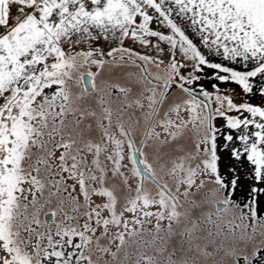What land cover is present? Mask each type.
<instances>
[{"label": "rangeland", "instance_id": "rangeland-1", "mask_svg": "<svg viewBox=\"0 0 264 264\" xmlns=\"http://www.w3.org/2000/svg\"><path fill=\"white\" fill-rule=\"evenodd\" d=\"M15 1L22 11L7 38L19 74L0 95V239L11 226L22 246L5 250V232L0 264H35L28 259L33 237L24 234L30 224H13L20 202L30 201L34 212L35 196H26L39 185L30 189L25 182L41 175L30 160L36 153L22 134L21 116L41 84L81 89L78 72L91 74L94 91L75 99L86 109H76L77 119L67 127L73 134L63 133L46 159L82 210L79 256L94 264H122L121 250L128 252L140 233L147 238L152 229L160 232L165 218L184 226L183 214L202 211V197L215 195L221 180L228 194L221 189L220 196L240 200L239 211L264 214V197L237 195L264 194V58L245 53L219 59L187 28H174L153 0ZM192 92L207 100L210 122L207 105ZM123 124L135 146L142 141L143 168L178 207L147 178L140 191ZM66 140H72L71 150L60 147ZM11 210L17 213L9 226Z\"/></svg>", "mask_w": 264, "mask_h": 264}, {"label": "flooded vegetation", "instance_id": "flooded-vegetation-1", "mask_svg": "<svg viewBox=\"0 0 264 264\" xmlns=\"http://www.w3.org/2000/svg\"><path fill=\"white\" fill-rule=\"evenodd\" d=\"M90 58L99 61L102 59L99 56ZM78 74L82 90L80 88L74 90L77 87L76 84L73 90H69L67 85L56 82L41 84L32 102L21 116L22 134L29 137L28 146L33 147L32 150L36 153L30 160L34 162L33 165L38 166L41 175L39 180L25 182L28 188L32 183L39 185L36 186L37 190H34L36 188L32 189L33 191L30 190L26 196L27 198L35 196L34 212L30 201L20 202L19 213L11 210L9 219L6 221H9L10 226L11 215L17 213V220L13 224L18 225L19 222L30 224L27 227L29 230L24 234L27 237V234L31 233L29 236L33 237L28 246V259L35 264H94L88 262L84 255L79 256L84 253L78 228V224L83 221V216L82 210L78 211L76 208L75 194L70 187L65 188L57 180L56 168L51 170L46 159L47 153L55 147V141H62L63 133L69 136L73 134L72 129L67 127L76 121L77 115L74 113L81 107L79 106L81 101L78 102L75 99L94 91L91 74L88 72H78ZM84 81L89 83L85 84ZM112 91L119 96L122 95L120 90ZM204 103L208 107V102ZM85 109L86 107L82 108V110ZM66 130H69L71 134ZM122 130L128 138L132 162L140 177V191L143 180L147 178L178 207L176 199L167 188L143 168L139 158L142 141L135 146L130 134L126 132L125 124L122 125ZM65 143V146L60 147L63 149L70 147L69 150L74 147L72 140H66ZM133 147L137 151L142 169L153 179L140 175L133 160ZM31 173L34 174L35 171ZM221 183L222 186L216 187L218 192L215 195L209 199L202 197L203 202L200 207L202 211L197 214L189 211L183 214L184 226H174L171 220L165 218L162 220L160 232L152 229L146 234L147 238L140 233L136 243L129 247L128 252L126 247L121 250L122 264H264V214L239 211L243 207L242 202H237L240 200L230 196H220L221 189L225 195L228 194V183L224 180H221ZM159 185H162L165 191ZM190 208L188 207V210ZM168 221L173 225L171 229L168 227ZM11 228L10 226L9 229ZM9 229L1 232V245H5L3 239L6 232L10 237V243L5 245L4 249L18 250L22 244L12 234V229ZM33 230L37 231L36 235H32ZM129 258L130 260L127 261Z\"/></svg>", "mask_w": 264, "mask_h": 264}, {"label": "crops", "instance_id": "crops-1", "mask_svg": "<svg viewBox=\"0 0 264 264\" xmlns=\"http://www.w3.org/2000/svg\"><path fill=\"white\" fill-rule=\"evenodd\" d=\"M153 1L174 28H187L219 59H240L245 53L264 58V0ZM20 4L0 0V95L11 89L19 74L15 73L13 42L7 37L12 20L22 11Z\"/></svg>", "mask_w": 264, "mask_h": 264}, {"label": "water", "instance_id": "water-1", "mask_svg": "<svg viewBox=\"0 0 264 264\" xmlns=\"http://www.w3.org/2000/svg\"><path fill=\"white\" fill-rule=\"evenodd\" d=\"M85 82V84H88L89 83V81L87 82V81H84ZM26 83V79H22L21 80V82H20V88H22L23 86H24V84ZM163 91H164V89L162 90V92H161V94H160V96H159V99H158V103H157V105H156V107H155V109H154V111H153V116L155 115V112H156V110H157V107H158V104H159V102H160V100H161V97H162V94H163ZM192 94L195 96V97H197V98H199L200 100H202V101H204V102H206L207 103V100L205 99V98H203L202 96H200V95H198V94H196V93H193L192 92ZM208 108V116H209V122H210V111H209V107H207ZM133 160H134V163H135V165H136V167H137V169H138V171H139V173H140V175L141 176H147V177H149L150 179H153L146 171H144L143 169H142V167H141V164H140V162H139V159H138V157H137V151H135L134 150V147H133ZM159 187L162 189V190H164L165 191V189L163 188V186L162 185H159ZM169 194V193H168ZM169 196H171L170 194H169Z\"/></svg>", "mask_w": 264, "mask_h": 264}, {"label": "trees", "instance_id": "trees-1", "mask_svg": "<svg viewBox=\"0 0 264 264\" xmlns=\"http://www.w3.org/2000/svg\"><path fill=\"white\" fill-rule=\"evenodd\" d=\"M244 192V193H243ZM258 192L259 191H241V190H238V192H237V195L238 196H242V197H248V198H254V199H256V201H260V199H262L263 197H264V194H262V195H260V194H258ZM261 212H264V208H262L261 209Z\"/></svg>", "mask_w": 264, "mask_h": 264}, {"label": "built area", "instance_id": "built-area-1", "mask_svg": "<svg viewBox=\"0 0 264 264\" xmlns=\"http://www.w3.org/2000/svg\"><path fill=\"white\" fill-rule=\"evenodd\" d=\"M54 0H37V2L46 3V2H52Z\"/></svg>", "mask_w": 264, "mask_h": 264}]
</instances>
